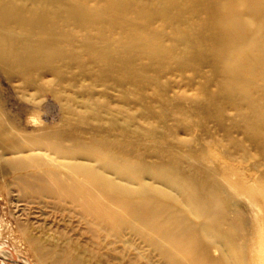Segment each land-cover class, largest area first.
Here are the masks:
<instances>
[{
  "label": "rangeland",
  "instance_id": "rangeland-1",
  "mask_svg": "<svg viewBox=\"0 0 264 264\" xmlns=\"http://www.w3.org/2000/svg\"><path fill=\"white\" fill-rule=\"evenodd\" d=\"M124 2L10 23L61 50L0 63V264H262L264 80L217 60L199 0Z\"/></svg>",
  "mask_w": 264,
  "mask_h": 264
},
{
  "label": "bare ground",
  "instance_id": "bare-ground-1",
  "mask_svg": "<svg viewBox=\"0 0 264 264\" xmlns=\"http://www.w3.org/2000/svg\"><path fill=\"white\" fill-rule=\"evenodd\" d=\"M176 1L185 12H193L188 5L191 0ZM199 1L202 6L200 4L198 10L204 12V25L213 35L212 44L217 50V60L234 63V71L241 72L238 81L241 85L251 86L258 79L264 80V0ZM85 2L86 0H50L47 3L43 0H0V26L5 28L0 33V63L10 68L17 61L29 66L40 62L42 58L56 55L61 50L51 39L30 41L25 37L17 44L11 35L10 23L27 21L48 27L49 23L54 25L60 19L84 21L87 17L83 10ZM123 2L124 0H107L110 7L124 9L126 2ZM248 94H252L251 90ZM253 127L254 132L264 135L263 128L260 130L254 124ZM159 210L146 203L142 207L133 208L131 214L141 222L148 220L155 223L161 216ZM259 242L260 262L264 264V229L259 234Z\"/></svg>",
  "mask_w": 264,
  "mask_h": 264
}]
</instances>
